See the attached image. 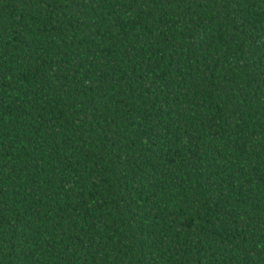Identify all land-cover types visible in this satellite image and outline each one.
<instances>
[{
  "label": "trees",
  "instance_id": "16d2710c",
  "mask_svg": "<svg viewBox=\"0 0 264 264\" xmlns=\"http://www.w3.org/2000/svg\"><path fill=\"white\" fill-rule=\"evenodd\" d=\"M0 264H264V0H0Z\"/></svg>",
  "mask_w": 264,
  "mask_h": 264
}]
</instances>
